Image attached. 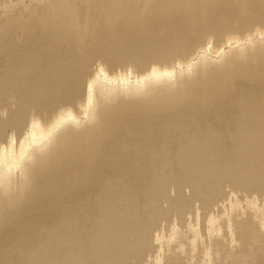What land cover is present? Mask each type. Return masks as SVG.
Wrapping results in <instances>:
<instances>
[{"label": "bare ground", "instance_id": "obj_1", "mask_svg": "<svg viewBox=\"0 0 264 264\" xmlns=\"http://www.w3.org/2000/svg\"><path fill=\"white\" fill-rule=\"evenodd\" d=\"M0 264H264V0H0Z\"/></svg>", "mask_w": 264, "mask_h": 264}]
</instances>
